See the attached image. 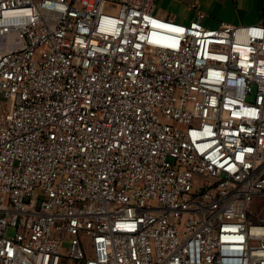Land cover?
Instances as JSON below:
<instances>
[{
    "label": "built area",
    "instance_id": "1",
    "mask_svg": "<svg viewBox=\"0 0 264 264\" xmlns=\"http://www.w3.org/2000/svg\"><path fill=\"white\" fill-rule=\"evenodd\" d=\"M154 10L0 0V264H264V21Z\"/></svg>",
    "mask_w": 264,
    "mask_h": 264
},
{
    "label": "crops",
    "instance_id": "2",
    "mask_svg": "<svg viewBox=\"0 0 264 264\" xmlns=\"http://www.w3.org/2000/svg\"><path fill=\"white\" fill-rule=\"evenodd\" d=\"M155 14L187 24L202 13L201 23L249 25L264 21V0H155Z\"/></svg>",
    "mask_w": 264,
    "mask_h": 264
},
{
    "label": "rangeland",
    "instance_id": "3",
    "mask_svg": "<svg viewBox=\"0 0 264 264\" xmlns=\"http://www.w3.org/2000/svg\"><path fill=\"white\" fill-rule=\"evenodd\" d=\"M105 11L108 12V13H111V14H115V13H117L118 8L117 7H115V8L107 7L105 9ZM177 23H180V22H177ZM248 214H249L251 219H255L257 217H260V218L264 219V200H262L260 198L253 199L251 204H250V206H249V208H248ZM8 234L12 235L13 234V230L9 229L8 230ZM252 244L253 245H257V244H259V242L258 241H253ZM63 246L67 247L68 243H64Z\"/></svg>",
    "mask_w": 264,
    "mask_h": 264
}]
</instances>
